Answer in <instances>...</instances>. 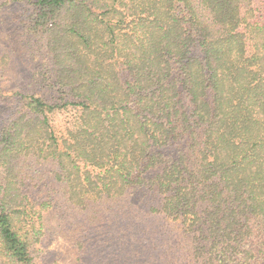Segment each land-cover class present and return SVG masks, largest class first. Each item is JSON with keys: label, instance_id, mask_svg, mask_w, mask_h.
<instances>
[{"label": "trees", "instance_id": "16d2710c", "mask_svg": "<svg viewBox=\"0 0 264 264\" xmlns=\"http://www.w3.org/2000/svg\"><path fill=\"white\" fill-rule=\"evenodd\" d=\"M26 1L67 97L22 94L1 131L0 264H37L44 235L46 203L31 215L18 187L25 155L53 162L72 205L123 223L127 253L107 264H264L256 0Z\"/></svg>", "mask_w": 264, "mask_h": 264}, {"label": "rangeland", "instance_id": "374dc122", "mask_svg": "<svg viewBox=\"0 0 264 264\" xmlns=\"http://www.w3.org/2000/svg\"><path fill=\"white\" fill-rule=\"evenodd\" d=\"M255 7L257 20L264 23V0H256ZM33 12L30 1L0 0V135L4 125L22 109V94L51 100L67 97L47 84L52 82L54 63L44 38L28 28ZM192 54H200V48H192ZM77 109L58 111L54 124L60 129L70 126ZM22 160L21 178L25 182H19L18 187L23 191L29 213L35 215L34 211L46 203L41 219L44 235L33 251L37 264H77L80 258L82 264H107L105 258L108 261L109 257L115 259L127 253L123 223H108L106 205H72L62 197L64 186L55 182L56 167L51 160L31 155ZM85 254H89L88 260Z\"/></svg>", "mask_w": 264, "mask_h": 264}]
</instances>
